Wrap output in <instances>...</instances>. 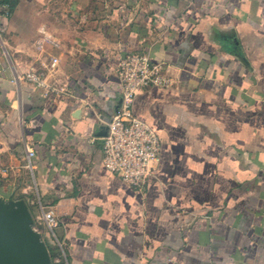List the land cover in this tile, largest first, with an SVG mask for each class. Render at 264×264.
I'll return each instance as SVG.
<instances>
[{"label":"crops","instance_id":"obj_1","mask_svg":"<svg viewBox=\"0 0 264 264\" xmlns=\"http://www.w3.org/2000/svg\"><path fill=\"white\" fill-rule=\"evenodd\" d=\"M2 5L0 194L54 214L68 264H264V0ZM128 53L174 80L133 103L161 145L142 191L103 162ZM53 59L61 92L11 82Z\"/></svg>","mask_w":264,"mask_h":264},{"label":"built area","instance_id":"obj_2","mask_svg":"<svg viewBox=\"0 0 264 264\" xmlns=\"http://www.w3.org/2000/svg\"><path fill=\"white\" fill-rule=\"evenodd\" d=\"M1 6L3 5L0 1ZM58 64V59H53L49 66L43 67L44 71L34 66L22 70L14 69L11 82L16 86L28 82L47 93L61 92V89L51 83V73ZM117 75L122 87V98L102 136L103 162L108 171L118 175L129 186L142 191L153 175L161 145L157 133L133 114V103L146 90L169 88L173 86L174 80L165 64L139 53H128L120 59ZM34 157V149L27 148V166L30 170H33ZM41 215L43 225L60 250V255L54 259L53 264H68L63 246L56 236V217L43 208Z\"/></svg>","mask_w":264,"mask_h":264},{"label":"water","instance_id":"obj_3","mask_svg":"<svg viewBox=\"0 0 264 264\" xmlns=\"http://www.w3.org/2000/svg\"><path fill=\"white\" fill-rule=\"evenodd\" d=\"M35 223L24 199L0 194V264H53L49 244Z\"/></svg>","mask_w":264,"mask_h":264},{"label":"trees","instance_id":"obj_4","mask_svg":"<svg viewBox=\"0 0 264 264\" xmlns=\"http://www.w3.org/2000/svg\"><path fill=\"white\" fill-rule=\"evenodd\" d=\"M1 2L4 4H8V6L10 8V12H13L15 10L16 6L18 5V0H1ZM36 225H41V224L36 222ZM50 254L52 257V261H54V259L60 255L59 248L58 247H56V249L50 248Z\"/></svg>","mask_w":264,"mask_h":264},{"label":"rangeland","instance_id":"obj_5","mask_svg":"<svg viewBox=\"0 0 264 264\" xmlns=\"http://www.w3.org/2000/svg\"><path fill=\"white\" fill-rule=\"evenodd\" d=\"M41 70H43V69H41ZM35 228H36V230L38 231V232H40L41 234H42V236H43V239L46 241V242H48L47 241V235H49V237L53 240V238H52V236L50 235V233H49V231H48V229L45 227V225H36V223H35V226H34ZM56 243V242H55ZM53 262V261H52Z\"/></svg>","mask_w":264,"mask_h":264}]
</instances>
